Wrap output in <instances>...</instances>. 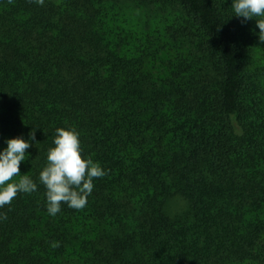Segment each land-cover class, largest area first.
Masks as SVG:
<instances>
[{"label": "trees", "instance_id": "1", "mask_svg": "<svg viewBox=\"0 0 264 264\" xmlns=\"http://www.w3.org/2000/svg\"><path fill=\"white\" fill-rule=\"evenodd\" d=\"M231 2L0 0V149L35 130L38 185L0 209V264H264V44ZM69 127L108 174L53 217Z\"/></svg>", "mask_w": 264, "mask_h": 264}, {"label": "clouds", "instance_id": "2", "mask_svg": "<svg viewBox=\"0 0 264 264\" xmlns=\"http://www.w3.org/2000/svg\"><path fill=\"white\" fill-rule=\"evenodd\" d=\"M33 2L43 6L45 0ZM231 9L234 16L244 22L255 20L258 40L264 44V0H232ZM33 141L35 130L28 140L23 137L5 140L6 147L0 149V209L11 205L18 194L38 191L37 183L27 174L22 175L20 168L22 162L29 159L27 150ZM53 144L47 153L46 166L39 174V183L46 189V211L55 217L65 204L72 209H83L95 188L94 180L108 173L99 162L83 156L80 133L74 127L57 128ZM14 177L19 180L15 181ZM6 218V214L0 213V220Z\"/></svg>", "mask_w": 264, "mask_h": 264}, {"label": "rangeland", "instance_id": "3", "mask_svg": "<svg viewBox=\"0 0 264 264\" xmlns=\"http://www.w3.org/2000/svg\"><path fill=\"white\" fill-rule=\"evenodd\" d=\"M182 206H183V202L182 201H178V202H176L175 208L176 209H181Z\"/></svg>", "mask_w": 264, "mask_h": 264}]
</instances>
